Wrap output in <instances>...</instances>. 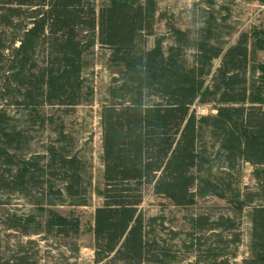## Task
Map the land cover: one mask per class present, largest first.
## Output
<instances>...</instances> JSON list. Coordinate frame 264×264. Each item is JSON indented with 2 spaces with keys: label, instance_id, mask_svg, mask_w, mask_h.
<instances>
[{
  "label": "trees",
  "instance_id": "16d2710c",
  "mask_svg": "<svg viewBox=\"0 0 264 264\" xmlns=\"http://www.w3.org/2000/svg\"><path fill=\"white\" fill-rule=\"evenodd\" d=\"M205 18L192 33L177 28L157 0H0V103L27 111L23 126L0 104V190L28 196L40 189L31 199L35 212L14 215L11 228L69 238L62 249L71 255H60L76 258L80 220L50 206L66 200L88 206L91 189L100 198L90 227L93 264H181L188 254L189 264H231L240 242L234 217L194 213L193 231L181 237L163 215L146 217L140 208L145 191L177 208L216 195L235 213L249 207L251 256L241 264H264V63H255L264 29L253 27L225 45L215 14ZM158 21L165 22L167 43L154 33ZM96 49L110 79L99 111L102 173L92 188L61 126L47 155L21 153L34 125L53 122L45 106L68 112L93 102L86 73ZM197 104L215 112L200 114ZM246 164L256 178L251 190L239 184ZM30 244L9 249L0 264H39Z\"/></svg>",
  "mask_w": 264,
  "mask_h": 264
},
{
  "label": "rangeland",
  "instance_id": "374dc122",
  "mask_svg": "<svg viewBox=\"0 0 264 264\" xmlns=\"http://www.w3.org/2000/svg\"><path fill=\"white\" fill-rule=\"evenodd\" d=\"M158 6L168 15H174L175 26L182 30L188 29L194 33L204 23L205 17L211 13L216 16V24L219 26L221 41L225 45L233 44L239 33L250 32L253 27L264 29V4L258 0H157ZM154 33L157 36L164 35L165 43L168 42V31L165 22H157ZM154 36H150L149 44H152ZM170 41V40H169ZM104 52V51H102ZM103 57L100 55L99 49H96L94 59V67L86 73L88 77H92L94 86V100L91 104H81L73 110L65 112L64 108L58 106H45L48 116L53 122H47L45 126L39 127L34 125L33 134L29 141V148L22 151L21 157L31 155H47L45 146L49 143H57L59 135L54 132V127L61 126L64 135L71 140L67 145V149L71 154L80 156L86 165L87 171L90 173L91 187L93 188L100 182L102 173V147H101V126L99 111L101 109V101L104 99L105 87L109 82V71L103 63ZM255 63H264V50L256 53ZM218 60L215 61V66ZM258 74V72H257ZM1 107L5 108L11 115L15 117L18 123L27 126V111L23 108H12L11 104L2 101ZM197 111L200 114L207 112H215L211 104H197ZM21 111L23 114L21 115ZM197 112V113H198ZM25 118V119H23ZM253 167L249 164L242 165L239 172V184L247 189L255 188L256 178L252 173ZM57 178H46V181H54L56 187L61 186V181ZM41 188V187H40ZM28 196H20L17 194H7L0 190V258L8 256L9 249H16L20 246L28 247L29 254L32 259L39 261V264H68L75 262L76 264H93L92 234L90 227L92 225V215L94 208L100 204V198L93 190H89L88 206H71L69 200L65 204H57L50 206L63 215L74 214L80 220V233L75 237L78 244V252L76 258L68 257L65 260L60 253L71 255V251L62 248L64 242L70 243L69 238L57 239L47 235L46 233L22 235L19 230H14L8 223H12L14 215L23 218L26 214L35 212V204L31 199L35 195H39L40 189L29 190ZM264 203V200L261 201ZM259 203V201H258ZM146 217L163 215L165 225L167 227L179 231L181 237H186V233L193 231L190 219L192 214H200L207 211L212 217L224 214L235 218L240 231V242L235 250V258L230 255L234 245L225 246V252L229 258V262L241 264L242 259L249 258L251 252L249 250L250 239V223L247 217L249 207L245 206L243 212L235 213L229 202L216 195L205 198H198L197 202L188 208H177L170 205V202L162 197H156L151 192L145 191L144 200L140 205ZM38 218V215H34ZM34 224H31V227ZM162 234V232H161ZM166 236V234L164 235ZM182 259V258H181ZM194 261L193 254L185 256V260L181 264H189ZM73 264V263H72ZM204 264V263H200Z\"/></svg>",
  "mask_w": 264,
  "mask_h": 264
}]
</instances>
